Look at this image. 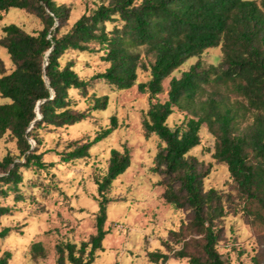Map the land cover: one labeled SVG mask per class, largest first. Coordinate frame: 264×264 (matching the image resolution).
<instances>
[{
  "label": "trees",
  "instance_id": "1",
  "mask_svg": "<svg viewBox=\"0 0 264 264\" xmlns=\"http://www.w3.org/2000/svg\"><path fill=\"white\" fill-rule=\"evenodd\" d=\"M10 8L25 10L40 20L41 29L29 33L10 23L1 27L0 46L13 68L0 67V138L9 131L15 139L17 155L9 152L0 159V200L19 191L22 170L52 166L38 151L40 130L59 128L84 120L91 112L104 110L107 95L91 96L84 110L74 108L70 90L86 97L92 80H103L116 89H129L137 79V69L149 72L147 82L137 90L154 98L162 83L188 59L204 50L220 46L216 64L200 61L172 77L167 100L150 102L143 120L145 133L155 134L164 146L155 155L154 171L161 176L162 198L177 209L188 210L187 221L171 230L173 242L182 241L174 251L189 264H224L216 244L222 221L232 207L264 226V0H100L61 31L70 17V8L55 0H0V12ZM69 52L99 53L108 66L89 78L80 77ZM151 57V58H150ZM144 59H148L146 62ZM2 64V61L0 60ZM185 112V120L174 127L166 124L174 110ZM244 124V125H243ZM205 125L214 136L213 157L226 165L236 185V195L214 188L204 189L207 170L189 151L199 144V129ZM117 126L116 116L109 127L88 141L60 153L68 162L88 156L90 147L107 137ZM130 164L127 148L111 149L106 171L96 179L101 199L95 216V234L79 248L73 243L57 247L55 264L63 257L71 264H91L107 233L105 191ZM237 198V202H234ZM254 205L255 210L251 209ZM237 206V208H236ZM260 209V210H259ZM11 212L0 203V217ZM10 227H0V238ZM200 235L188 238L189 234ZM34 256L43 254L32 244ZM10 253L0 256L7 264ZM152 262L165 263L168 254L148 253ZM252 264H264V250Z\"/></svg>",
  "mask_w": 264,
  "mask_h": 264
},
{
  "label": "rangeland",
  "instance_id": "2",
  "mask_svg": "<svg viewBox=\"0 0 264 264\" xmlns=\"http://www.w3.org/2000/svg\"><path fill=\"white\" fill-rule=\"evenodd\" d=\"M55 1L70 8V17L62 32L83 12L100 2ZM10 23L29 33L41 29L40 20L33 14L10 8L0 12V37L1 27ZM221 56V47L218 46L188 59L163 81V91L151 99L147 93L137 90L138 82L149 80V72L142 68L137 69L136 82L129 89L119 90L103 80H92L86 97L77 90H70L77 110L86 109L93 95H107V107L91 112L84 120L73 125L39 131L42 142L38 151H45L42 158L46 163L52 162V166L22 170V182L18 186L23 194L22 200L15 202L12 195L0 200L1 204L11 208L10 213L0 217V227H10L8 235L0 238V256L5 251L10 253L7 264H55L59 245L69 242L79 248L95 234V216L101 199L95 180L105 173L110 150L122 151L123 147L129 151L130 164L104 193L107 203L103 228L107 233L101 248L94 252L91 264H189L186 258H177L174 254L181 248L182 241L173 242L170 237L171 230L177 231L187 221L188 210L174 208L162 198L161 176L153 168L155 155L164 143L155 134L145 133L143 120L147 119L150 102L167 100L168 83L172 77H179L196 61L204 66L216 64ZM69 59L73 61L77 74L85 79L108 66L100 60L99 53L69 52L62 62ZM0 60V67L3 65L6 72L13 68L1 46ZM4 102H8V99L0 96V103ZM112 115L117 119L116 128L103 140L93 144L87 157L68 162L61 160V152L92 139L109 127ZM184 116L185 112L175 109L166 124L170 127L179 125L185 120ZM214 143V136L203 125L199 129V144L188 155L196 157L203 164V169L207 170L203 181L205 190L214 188L235 196L236 185L226 165L213 157ZM7 152L12 155L18 153L15 139L9 131L0 138V159ZM237 201L234 198V202ZM251 209L256 211L258 208L251 205ZM227 210L216 244L217 251L224 264H252L251 258L264 250V226L253 215L247 216L232 207ZM260 212L264 215V211ZM188 238H196L200 242V235L195 233L189 234ZM34 243L42 247V255H33L31 247ZM154 251L167 253L166 262L150 261L148 253ZM63 264H71L66 256L63 257Z\"/></svg>",
  "mask_w": 264,
  "mask_h": 264
},
{
  "label": "built area",
  "instance_id": "3",
  "mask_svg": "<svg viewBox=\"0 0 264 264\" xmlns=\"http://www.w3.org/2000/svg\"><path fill=\"white\" fill-rule=\"evenodd\" d=\"M118 227L121 228V225H119Z\"/></svg>",
  "mask_w": 264,
  "mask_h": 264
}]
</instances>
